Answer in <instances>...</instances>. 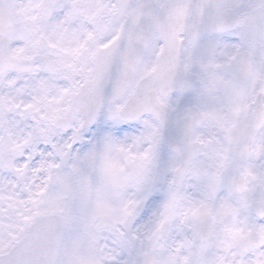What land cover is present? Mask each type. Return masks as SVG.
I'll return each mask as SVG.
<instances>
[{
	"label": "snow or ice",
	"instance_id": "snow-or-ice-1",
	"mask_svg": "<svg viewBox=\"0 0 264 264\" xmlns=\"http://www.w3.org/2000/svg\"><path fill=\"white\" fill-rule=\"evenodd\" d=\"M0 264H264V0H0Z\"/></svg>",
	"mask_w": 264,
	"mask_h": 264
}]
</instances>
